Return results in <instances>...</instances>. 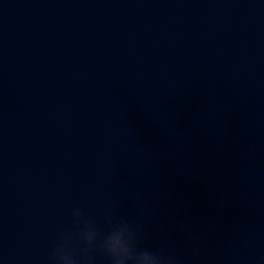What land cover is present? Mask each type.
<instances>
[{
    "label": "water",
    "instance_id": "95a60500",
    "mask_svg": "<svg viewBox=\"0 0 264 264\" xmlns=\"http://www.w3.org/2000/svg\"><path fill=\"white\" fill-rule=\"evenodd\" d=\"M76 209L264 264V0H0V264H53Z\"/></svg>",
    "mask_w": 264,
    "mask_h": 264
},
{
    "label": "clouds",
    "instance_id": "9594fccd",
    "mask_svg": "<svg viewBox=\"0 0 264 264\" xmlns=\"http://www.w3.org/2000/svg\"><path fill=\"white\" fill-rule=\"evenodd\" d=\"M73 217L77 231L59 234L53 264H93L97 253L109 264H176L171 255L141 247L142 230L138 224L123 218L110 220L105 232L79 209L74 210Z\"/></svg>",
    "mask_w": 264,
    "mask_h": 264
}]
</instances>
